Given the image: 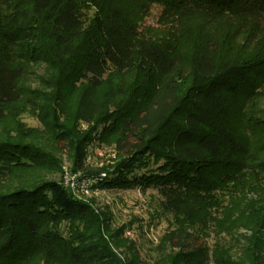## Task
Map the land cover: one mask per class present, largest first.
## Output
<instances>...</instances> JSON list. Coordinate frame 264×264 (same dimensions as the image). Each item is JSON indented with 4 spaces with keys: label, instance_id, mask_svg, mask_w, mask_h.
<instances>
[{
    "label": "trees",
    "instance_id": "obj_1",
    "mask_svg": "<svg viewBox=\"0 0 264 264\" xmlns=\"http://www.w3.org/2000/svg\"><path fill=\"white\" fill-rule=\"evenodd\" d=\"M153 5L156 27L144 25ZM41 60L69 82L64 94L27 86ZM263 95L264 0H0V264H123L103 218L37 177L58 163L23 113L75 162L94 141L111 145L102 186L157 191L175 221L171 264H239L188 244L187 229L212 220L249 227L245 257L259 264L264 202L238 204L264 180Z\"/></svg>",
    "mask_w": 264,
    "mask_h": 264
},
{
    "label": "rangeland",
    "instance_id": "obj_2",
    "mask_svg": "<svg viewBox=\"0 0 264 264\" xmlns=\"http://www.w3.org/2000/svg\"><path fill=\"white\" fill-rule=\"evenodd\" d=\"M159 7L153 5L145 17L144 25L156 27L159 15ZM184 47L191 46V42H184ZM183 47L184 50H186ZM52 62L41 60L32 68L27 86L32 89L51 90L58 88L60 95L69 88V82L59 78L58 71ZM49 76V77H48ZM46 78L49 82H44ZM140 78L128 84L129 94L139 82ZM259 106L264 109V95L259 101ZM20 120L26 126L39 129L40 136L33 138L46 151L53 154L58 165L56 168L40 171L41 179L57 181L75 198L87 202L94 211L103 218V234L108 241L111 250L123 264H171V259L177 251L176 247L164 241L165 235L175 228V221L170 214L160 209L161 197L155 189L147 188L142 191L138 187L132 188H107L101 182L106 178V172L102 168H110L114 163L115 152L111 145L102 141H94L87 147L86 155L81 161H74L72 151L64 147L63 142L56 141L49 129H43L38 119L30 113H23ZM235 123V122H234ZM85 125L82 124V128ZM246 133H242L245 135ZM264 158V151L260 155ZM105 175V176H104ZM96 179L94 185H82V182ZM258 187V188H257ZM254 190L247 187L240 194L244 201H240L238 209L243 210L247 204L264 202V180ZM238 196V195H236ZM221 201L222 207L231 206L230 200ZM213 216L219 217L220 210ZM237 217V213L233 218ZM190 232L189 245L196 247L204 244L209 252L225 250L230 258L241 264H249L245 255L248 252V240L251 237V229L243 224L228 226L226 229L217 227L215 220L206 226H196L187 229ZM264 236V227L262 228ZM175 240H173L174 242ZM259 264H264V252Z\"/></svg>",
    "mask_w": 264,
    "mask_h": 264
},
{
    "label": "built area",
    "instance_id": "obj_3",
    "mask_svg": "<svg viewBox=\"0 0 264 264\" xmlns=\"http://www.w3.org/2000/svg\"><path fill=\"white\" fill-rule=\"evenodd\" d=\"M84 183H86L85 185H89L90 184L92 186V185H94L96 183V179H90L89 181H84V182H82V185Z\"/></svg>",
    "mask_w": 264,
    "mask_h": 264
}]
</instances>
